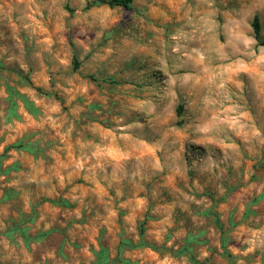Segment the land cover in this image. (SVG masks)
<instances>
[{"label":"rangeland","instance_id":"374dc122","mask_svg":"<svg viewBox=\"0 0 264 264\" xmlns=\"http://www.w3.org/2000/svg\"><path fill=\"white\" fill-rule=\"evenodd\" d=\"M263 43L264 0H0V264H264Z\"/></svg>","mask_w":264,"mask_h":264},{"label":"trees","instance_id":"16d2710c","mask_svg":"<svg viewBox=\"0 0 264 264\" xmlns=\"http://www.w3.org/2000/svg\"><path fill=\"white\" fill-rule=\"evenodd\" d=\"M94 1L99 2V3H105L107 5H122L124 7H129V3L132 0H94ZM252 26H253L255 35L258 36L260 33V24H259V20H258L257 15H254V17H253ZM263 45H264V43H263Z\"/></svg>","mask_w":264,"mask_h":264}]
</instances>
